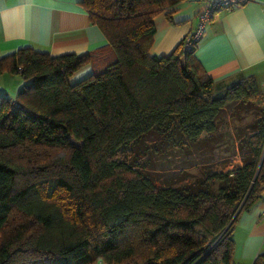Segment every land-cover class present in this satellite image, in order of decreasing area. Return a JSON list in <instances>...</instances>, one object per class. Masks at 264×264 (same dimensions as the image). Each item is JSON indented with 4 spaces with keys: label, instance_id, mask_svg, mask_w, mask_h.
Wrapping results in <instances>:
<instances>
[{
    "label": "trees",
    "instance_id": "1",
    "mask_svg": "<svg viewBox=\"0 0 264 264\" xmlns=\"http://www.w3.org/2000/svg\"><path fill=\"white\" fill-rule=\"evenodd\" d=\"M182 1L79 0L105 46L0 58L28 82L0 95V264H235L238 215L264 191V110L234 169L164 184L137 161L155 135L197 142L227 107L264 100L254 77L215 83L197 45L149 54L156 15Z\"/></svg>",
    "mask_w": 264,
    "mask_h": 264
},
{
    "label": "crops",
    "instance_id": "2",
    "mask_svg": "<svg viewBox=\"0 0 264 264\" xmlns=\"http://www.w3.org/2000/svg\"><path fill=\"white\" fill-rule=\"evenodd\" d=\"M205 0H183L156 15L150 55L169 56L199 25ZM170 14L168 18L167 14ZM107 44L79 0H0V58L31 47L52 56L83 55ZM209 76L222 88L254 77L264 92V0L218 11L206 25L195 53ZM91 72L86 66L73 77ZM0 95H17L28 83L20 74L0 75ZM7 82L15 83L11 89ZM4 85V86H2ZM264 191L238 215L233 237L235 264H253L264 254Z\"/></svg>",
    "mask_w": 264,
    "mask_h": 264
},
{
    "label": "rangeland",
    "instance_id": "3",
    "mask_svg": "<svg viewBox=\"0 0 264 264\" xmlns=\"http://www.w3.org/2000/svg\"><path fill=\"white\" fill-rule=\"evenodd\" d=\"M6 86L14 89L17 85L7 82ZM5 96L12 98V94ZM13 97L15 99L16 95ZM263 110L264 100L257 101L252 107H227L218 122L217 132L212 136L204 135L197 142L189 141L177 127L162 136L155 135L139 148V167L149 177L164 184L173 177L190 182L206 178L210 172L234 169L243 164L242 147L246 145L249 127Z\"/></svg>",
    "mask_w": 264,
    "mask_h": 264
},
{
    "label": "built area",
    "instance_id": "4",
    "mask_svg": "<svg viewBox=\"0 0 264 264\" xmlns=\"http://www.w3.org/2000/svg\"><path fill=\"white\" fill-rule=\"evenodd\" d=\"M253 1L255 0H205L204 9L198 15L199 25L197 29L184 40L185 49L191 50L192 48L196 47V45H198L201 37L205 32L206 25L214 18L218 11L242 7ZM95 264L109 263L98 262Z\"/></svg>",
    "mask_w": 264,
    "mask_h": 264
}]
</instances>
